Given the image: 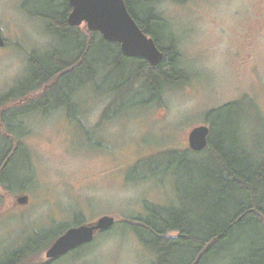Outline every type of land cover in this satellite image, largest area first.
Wrapping results in <instances>:
<instances>
[{
	"label": "rangeland",
	"instance_id": "rangeland-1",
	"mask_svg": "<svg viewBox=\"0 0 264 264\" xmlns=\"http://www.w3.org/2000/svg\"><path fill=\"white\" fill-rule=\"evenodd\" d=\"M23 1L0 0V95L26 73L30 51L45 52L54 44L42 22L21 10ZM156 8L176 34L179 65L189 80L166 88L149 106L129 102L125 113L108 118L107 83L76 95L77 121L64 110L24 117L21 141L32 155L34 178L20 194L28 196L26 204L16 202L19 194L1 198L0 254L32 230L80 212L87 224L103 215L115 223L89 247L53 264H151L154 254L120 223L142 213L145 200L176 202L171 176L161 175L163 152L188 150L190 130L207 125L205 113L226 102L247 96L264 116V0H162ZM150 156L159 165L157 177L127 180L134 165ZM147 168L140 173L148 175ZM45 251L30 264L47 261Z\"/></svg>",
	"mask_w": 264,
	"mask_h": 264
},
{
	"label": "trees",
	"instance_id": "trees-1",
	"mask_svg": "<svg viewBox=\"0 0 264 264\" xmlns=\"http://www.w3.org/2000/svg\"><path fill=\"white\" fill-rule=\"evenodd\" d=\"M160 1L124 0L139 28L162 52L156 66L125 56L119 43L104 40L85 25L71 26L69 0L23 1L21 10L42 22L54 44L45 52L30 51L26 73L0 95V201L6 193L25 192L34 178L32 155L21 141L27 115L64 110L77 121L76 95L107 83L108 118L125 113L129 102L149 106L166 88L189 80L179 65L176 34L156 8ZM204 121L209 134L203 150L163 152L161 175L171 176L176 202L164 206L145 200L142 213L120 224L154 254L151 264H264V116L244 96L210 109ZM148 158L134 165L127 180L157 177L159 165ZM145 166L148 175L140 173ZM85 223V216L75 212L68 222L32 230L18 246L0 254V264H30L69 227ZM111 229L65 255L89 247ZM62 256L31 264H53Z\"/></svg>",
	"mask_w": 264,
	"mask_h": 264
},
{
	"label": "water",
	"instance_id": "water-1",
	"mask_svg": "<svg viewBox=\"0 0 264 264\" xmlns=\"http://www.w3.org/2000/svg\"><path fill=\"white\" fill-rule=\"evenodd\" d=\"M71 11L67 21L71 26H86L89 31L99 32L103 39L120 44L125 56L143 58L150 65H158L162 52L153 39L147 36L137 25L127 10L124 0H69ZM4 39L0 30V46ZM209 127L198 125L188 133V147L192 151H201L207 145ZM16 202L24 205L28 202L26 194L18 195ZM115 223L113 216L103 215L91 224L69 227L46 249L45 256L55 259L75 248L91 242L99 231L111 228Z\"/></svg>",
	"mask_w": 264,
	"mask_h": 264
},
{
	"label": "bare ground",
	"instance_id": "bare-ground-1",
	"mask_svg": "<svg viewBox=\"0 0 264 264\" xmlns=\"http://www.w3.org/2000/svg\"><path fill=\"white\" fill-rule=\"evenodd\" d=\"M259 217V216H258Z\"/></svg>",
	"mask_w": 264,
	"mask_h": 264
}]
</instances>
